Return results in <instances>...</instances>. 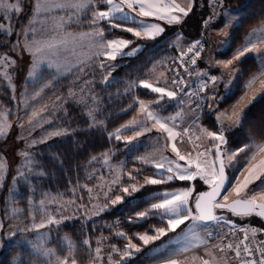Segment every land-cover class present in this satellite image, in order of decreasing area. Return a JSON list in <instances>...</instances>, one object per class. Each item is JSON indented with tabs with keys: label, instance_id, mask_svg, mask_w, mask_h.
Masks as SVG:
<instances>
[{
	"label": "rangeland",
	"instance_id": "1",
	"mask_svg": "<svg viewBox=\"0 0 264 264\" xmlns=\"http://www.w3.org/2000/svg\"><path fill=\"white\" fill-rule=\"evenodd\" d=\"M58 2H63V0H58ZM115 2L119 3L117 1ZM7 3L17 4L18 0H7ZM38 3L43 5L45 3V0H19V11L12 10L7 14H5L3 11H0V24L3 25V28H0V57H8V61L6 63H0V76L4 80L7 87L10 89V98L13 100L14 104V106L10 108L0 100V122H6V124L9 125V127L5 128V135L0 136V162L4 164V169L2 172H0V176H2V178H0V192L3 191L8 180L9 186L14 192L21 191L23 187H27L30 192L29 197L25 198L27 210L25 212H20V210L18 209H12L11 212L7 215L8 226L31 229L33 224H39L42 221L47 225V220L49 218L60 221L59 224L47 225L45 228L33 230L26 234L27 237L33 240H39L40 237H43V247L52 250V253H50L48 256L32 252L31 254L35 255L37 258L34 264H49V262H51V264H55L56 257L59 256L57 255L56 249L52 245H50L52 241L50 228L60 226L62 223L67 221L69 222L70 220L78 218L81 215H84V217L82 216L84 221H88V218L92 217V215L95 212H98V209L104 205L107 197H110L112 191L117 185H113L112 181L118 176V174H120L122 168L117 165H112L108 156H103L99 160L97 159L93 161L92 164H94L95 166L90 167V171L88 172L87 177L88 180L83 185L84 191L79 193L80 189L72 190V193H69L71 197L62 194L64 196L63 197L52 192L44 191L38 187L36 180L43 175V170L39 168L37 160L39 147L51 140H55L56 138L65 136L67 134V126L63 124L64 122L62 120L63 116H65L67 112V101L82 103L85 105V101L87 100L90 103V97L92 96L91 91L87 88V90L85 89V87L89 84L87 80L84 81L81 89H70L67 96H64L63 94L57 92V89V91L55 92L54 90L53 93H51L50 90L53 89V83L57 79L74 73H86L91 70L90 67L93 64H97L98 66H100V68L104 69L106 79L108 81H111L115 77V72L118 66L117 60L126 56L131 57L138 55L145 49L146 43L139 42L137 40L138 38L134 34V28H132L134 32H128L126 31V29L131 27H125L122 24H119L120 27H112L107 20H103L107 21V23L109 24L108 31L123 30L132 35L133 39L128 37H115L112 39H108L106 37L105 30L102 29L99 22L98 25H90L93 11L107 10V7L103 4L94 2L93 6L95 10L88 13L90 17L84 19L85 17H87L86 10L76 13L74 9L50 8L48 10H44L42 8L40 11H37L36 5ZM212 5L214 6L213 12L215 11V13L217 14H212L211 19L208 21L212 23L215 19V16H217L216 18L218 19L219 13V22L222 25L221 27H219L220 25H212V28H215V30L211 33V36L213 37L209 38L208 36V40L206 37V40L209 44V49L208 51H206V55L203 60V69L206 71L207 65L208 68H215L218 66V64L222 68L227 69L229 73H227V76L224 77L225 85L228 86L227 92L230 94V96H232L238 86L236 80V83L234 82L236 84H234L235 87L231 90L229 88V84L233 82L235 78V76H233V69L228 67L225 68L223 64L218 62L229 61L224 53H226L229 48L230 31L239 23L242 14L238 9L225 7L224 9L220 10V7L218 6L221 5ZM125 13L131 16L129 19L134 18V15L132 16V13L130 11H127L125 9ZM122 15L123 14L121 13H117L115 14V18L124 20L121 18ZM77 17L79 18L77 19ZM151 17L158 19L154 16ZM61 18H63L62 27L59 26L61 24ZM115 18L113 19L115 20ZM114 20H112V23L118 24ZM136 20H138V24L140 25V27L141 22H143L144 24H154L152 21L147 20L145 17H143V19L136 18ZM30 21H32L31 24L29 23ZM84 25H87L88 31L80 32L79 30H81V27ZM97 28L103 30V40L105 42L110 40L129 41L127 47L123 48V52L132 54L117 55V58L115 60L108 59L103 55H95V53L97 52L109 50L101 49L99 47L100 37H81L80 34L93 32ZM4 29H9V32L5 33ZM26 31L27 35H25ZM214 32L215 35L213 34ZM66 33H72L73 35H75V42H72V37H68L70 42L67 46V49L61 47L57 56H49L48 59L39 63V67L35 70V74L30 76L29 73L33 71V64L34 62H38L40 60L41 53L35 52L37 45H32L31 50H28L25 45L33 40L42 43L60 40L65 37ZM179 37L180 36H178V38ZM250 39H253L255 41L264 40V24L257 26L253 30V32L250 34ZM256 49L261 54V56H264V46L259 44ZM33 53H35V55H33ZM254 56L257 58L261 65V56H257L255 54ZM11 61H14V63H12ZM79 61H84V63L80 64ZM49 62H51L52 64L51 67L48 66ZM101 64H103L104 66L101 67ZM58 66L60 67L58 68ZM158 66H160V64ZM81 68H83V71L80 70ZM167 69L168 68L154 67L152 77L149 79L153 81L144 82L149 83L154 87L158 86L166 89L165 86L160 85L159 82L162 84H167L169 77V69ZM257 75L258 74H255V76ZM77 79L80 80L79 76L75 78V83H78ZM251 81L253 83V86L260 87V90H262L261 95L253 101L256 102L261 96L264 95V76H259V78L255 80H253L252 78ZM140 86H142V83H140ZM149 89L151 92H153L151 88ZM156 94L159 95L158 101L159 103H161L164 100L165 96L161 98V93ZM176 96L178 97V95ZM187 99L188 98H185V100ZM96 102H99L98 99H96ZM253 102L250 105L245 106H239L238 104H235L236 100L233 103L235 106V110L238 112H242L243 117L245 112L249 109ZM187 103L186 106L182 107V109L180 110L177 109V107L175 109L173 108V110L167 115L159 114L157 110H154L153 105L155 103L145 104L147 108L151 110L157 117L162 118L170 128H173L175 132L180 133V135L177 136L175 140H170L168 138L167 132L160 129L158 124H154V121L148 120L146 113L141 110V107L134 119L136 121V124L133 125V121L128 124L131 125L129 128L135 127L134 133L132 131V134H130L131 138L134 137L137 140H145V148L141 153L139 160L145 165L152 167H155L156 163H163L165 165L164 168L158 169L155 167V169L160 174H167L166 177H168L169 175H174L178 171L176 169V163L180 164L181 168L187 167L186 161L179 160L176 154L172 151L173 143L181 154L187 156L189 153H191L194 159L197 157L198 153L205 152V156L199 157V161L201 163L204 160L212 161L216 158L215 151L216 143L218 141H213L210 137L207 136L206 132L202 131L203 129L210 131L203 125V117L200 118V124L193 123L189 125L187 119L188 116L192 113V117L195 120L194 116L196 115V113L193 107H191V105ZM90 104L92 105L93 102ZM45 106H47L46 110L41 112L35 120L29 123V118L32 111H39ZM234 106L228 110L223 109L220 111V113H231ZM178 113L180 115H178ZM222 118L223 119L221 120L223 121V124L218 122L219 127L223 126L227 129L229 125H232V122L228 121L226 117ZM92 122L96 127L101 124L100 121L92 120ZM21 125L23 126L21 127ZM234 126L238 127L237 125H232V127ZM185 129L188 130L186 134ZM57 131L61 132L62 134L50 135L51 133ZM138 131L142 132V134L139 136H137ZM33 141H35V143H33ZM23 153H28L29 156L25 157ZM232 153H235V155L233 156L231 161H229L227 159V156ZM240 153L241 150L227 147L225 148V162L228 168H231L234 165L235 159ZM253 156H255L254 160L252 159ZM141 157L145 158L148 162L145 163L144 160L140 159ZM26 159H31L33 163L30 166L26 165ZM170 160L175 161V163L169 165L168 161ZM261 160H264V152H258L256 145L254 153H252L248 158L247 168L244 172L245 174L238 183L243 182L244 177L247 175V169L250 167V165H258ZM169 166L173 168V173H169L167 171V168ZM190 171H195L194 165L192 166ZM21 173H23V175H20ZM253 180H255L254 182L257 184V186H253V189L250 191H248V188L245 190L249 196L250 194H253L252 191L255 190V187H257V189L254 191L256 193L264 190V174H261L258 179ZM170 181H181L187 183L188 185L165 190L162 199L158 203L162 202L163 199L166 198V194H169L167 198H171L170 194L191 188L193 189V191L191 196L189 197L187 207L194 210L192 199L196 193L197 187L200 186L209 188V186L206 185L199 177L192 181H182L178 178H174ZM235 186L236 185H234L233 187H229L228 191L225 193V195H228L227 202L239 198L236 197L232 191ZM109 187H111V191H109ZM105 193H107V196H105ZM16 195L17 194L15 193L14 195H9V199H13ZM243 195L244 193H242V196ZM84 196H86V198H84ZM1 200L2 199L0 196V211ZM221 201H223V199H221ZM158 211H160L161 216L167 221L169 217L168 215L163 214L164 210ZM0 223L4 224L1 218V214ZM11 227L6 228L5 231H10ZM216 227V225H209L200 221L194 222L188 220L185 222V224H182L178 229H176L175 232L169 231L170 233H172V236L169 237L168 240L160 242L159 244L151 248H147L146 245L143 246L140 244H135L141 250L139 252L132 250L131 255L123 258L121 257V253L125 250L121 251L118 247V244L108 241V238L102 237L98 240L96 246V249H101L99 253V259H94L89 264H109V254H111L113 262L120 261V264H130L131 260L136 258H144L146 256L154 257L155 261L150 264H165L166 259L170 257L177 258V250L185 247H189V251L183 253L182 255H179L178 258L180 259L181 264H200L199 260L194 261L192 260V257H204L207 259V257L205 256V249H201L200 246L197 248L190 247V229H193L198 235L203 236L205 237V239H207L208 236L206 235V233H212V231L216 229ZM7 243L8 246L12 245L11 242ZM192 243H196V241H192ZM20 246L25 247L31 252L30 246L24 244L23 241H21ZM6 247H0V252ZM114 247L118 251H113ZM96 249L94 250V257H96L97 255ZM69 264H71V261H69ZM219 264L225 263H223L222 259H220Z\"/></svg>",
	"mask_w": 264,
	"mask_h": 264
},
{
	"label": "trees",
	"instance_id": "2",
	"mask_svg": "<svg viewBox=\"0 0 264 264\" xmlns=\"http://www.w3.org/2000/svg\"><path fill=\"white\" fill-rule=\"evenodd\" d=\"M212 4V0H196L193 12L181 25L167 27L164 36L149 42L137 39L139 42L146 43L145 49L138 55L119 58L115 77L111 81L106 79L104 69L93 64L90 67L91 70L86 73L66 75L53 83L51 93L58 90L57 92L67 96L70 89H81L82 84L87 80L89 84L85 89H89L94 98L90 97L92 105L88 100L85 101V105L72 101L66 102L67 112L62 120L67 126V134L40 146L37 153L38 166L43 170V175L36 180L38 187L47 192L71 197L69 193L72 190L80 189L79 193L84 191L83 185L88 180L90 167L95 166L92 164L93 161L108 156L112 165L122 168L118 174L119 184L115 186L110 195L111 199H115L117 195L123 196L122 202L111 205L109 201L106 210L95 212L92 217L88 218V221H84L82 218L84 215H81L60 226L50 228L52 235L50 245L56 249L61 259L68 256L71 251L72 257L69 261L75 259L77 264H89L94 260V250L98 240L102 237L115 242L123 251L126 250L129 241L132 244L145 246L139 240V235L145 233L154 235L155 228L166 226L167 221L161 216L160 211L151 209V204L158 203L165 190L188 184L167 180V174H160L155 167L142 163L139 157L144 151L145 140L133 139L131 143H127L125 138H131L130 134L132 131L134 133L135 127L125 126L137 116L140 109L139 101H144L145 104L155 103L154 110L162 115H167L173 110V106L168 104L166 99L157 104L159 95L151 92L149 88L140 86V83L151 78L155 63L168 69L173 64L180 51L171 47V43L179 32L185 33L189 44L196 39L204 40L207 49L209 36L207 26L221 24L220 18H213L214 21L208 22L207 26L204 24V21H208L213 14ZM218 7L220 10L225 7L238 9L242 14L239 23L230 31L229 51L238 48L251 30L264 22V0H223V5ZM93 10H95L94 6L87 9V17L84 19L90 17L88 13ZM114 21L121 23L119 20ZM100 24L107 38L128 37L133 39L132 35L123 30L108 31L107 21ZM86 28H88L87 25L81 27V29ZM238 66L241 71L240 79L248 78L259 70L258 62L253 57L243 59ZM78 76L80 80L77 79L78 83H75L74 80ZM239 91L240 89L227 99L229 104L238 96ZM10 97L11 91L0 76V100L7 107L12 108L14 104ZM96 99L99 102H96ZM225 106H228V103ZM90 110H92V116L89 115ZM93 116L95 119H92ZM92 120L100 121L101 124L96 127ZM202 123L212 132L218 133L219 123L216 116L209 111V107L203 115ZM117 135L121 139H117ZM224 135L228 140L227 148L243 149L237 155L234 166L230 170L231 183H233L236 175L245 167L248 158L254 153L255 146L264 143V95L249 107L240 125L225 132ZM145 178L162 179L164 182L148 184ZM8 181L3 191L0 192L1 216L6 228H8L7 215L12 209H18L20 212L27 210L25 198H28L30 193L27 187L14 192ZM133 186L137 191H132ZM123 187L129 188V192L123 193L121 191ZM203 190V187L198 186L196 193ZM14 193L17 195L9 199V195H14ZM145 211L149 212L146 217L141 218L137 215ZM225 212L237 223L251 222L264 228V222L255 215L242 218L225 210L218 211L219 214ZM121 233L123 235H120ZM171 236L172 233L168 232L167 235L150 242L146 247L151 248L168 240ZM85 240L89 241L88 245L83 243ZM29 252L23 246H8L0 252V264H13L14 260L16 264H20L21 258L25 264H34L37 258L33 254L29 255ZM153 261H155L154 257L146 256L133 259L130 264H150Z\"/></svg>",
	"mask_w": 264,
	"mask_h": 264
},
{
	"label": "snow or ice",
	"instance_id": "3",
	"mask_svg": "<svg viewBox=\"0 0 264 264\" xmlns=\"http://www.w3.org/2000/svg\"><path fill=\"white\" fill-rule=\"evenodd\" d=\"M95 3L103 4L107 7L106 11H93L92 12V19L90 21V25H98L99 21L107 20L112 27H120L119 24L112 23L113 18H115V14L121 13L122 19H127V14L125 13V6L127 9L136 11L138 10V15L145 16V17H151L154 16L161 20H166L169 23H179L181 17L179 15H176L174 13L182 14L183 16H187L192 8V2L189 0V6L188 8L181 7L180 4H177L175 0H119V3H116L115 0H63V2H58V0H45V3L42 5L38 3L36 5L37 11H40L42 8L44 10H48L50 8H61V9H74L76 13L85 11L92 7ZM213 4L223 5V0H212ZM19 11V0L17 4H9L7 3V0H0V11H3L5 14H7L9 11ZM215 11L213 12V15H216ZM79 17H77L78 19ZM211 17H209V20ZM209 21H204L205 26H207ZM30 24L32 21L29 22ZM60 27L63 26V18H61V24ZM0 28H3V25L0 24ZM31 30V29H29ZM5 33L9 32V29H4ZM126 31L128 32H134L132 28H127ZM163 32V29L156 24H144L141 22V31H135L134 34L137 37H141L143 34L145 37L154 39L159 33ZM25 35H27V31L25 32ZM81 37L88 36H97L100 37L99 40V47L101 49H107L109 51H100L95 53V55H103L106 56L108 59L115 60L117 58V55H129L132 53H124L123 48L127 47L129 41L126 40H110V41H104L103 40V30L102 29H95L93 32L90 33H82L80 34ZM68 37H72V42L74 43L76 40V36L72 33H66L65 37L60 40H54L51 42H39L36 40H33L25 45V47L28 50H31L32 45H37L35 52L41 53L40 60L38 62H34L33 64V71L29 73L30 76L35 74V70L39 67V63L43 62L44 60L48 59L49 56H57L59 54V50L61 47L64 49H67V46L69 44ZM194 49H198L195 53V55L198 57L200 55V50H202V44L200 40H197L195 43L189 46L188 52H192ZM246 53H254L257 56H261V54L257 51L255 44H252L251 46H248L247 44L242 46V48L237 50V54L234 56L235 60H239L241 57L245 56ZM35 55V53H33ZM183 55V54H182ZM262 64H261V71L260 73L253 77V80L258 79L259 76H264V56H261ZM8 61V57H0V63H6ZM14 63V61H11ZM196 60L195 57L191 60L192 64H195ZM80 64H83L84 61H79ZM218 63L223 64L225 68L228 67V65L232 64V61H219ZM49 67L52 66L51 62H49ZM104 65L101 64V67ZM60 66H58L59 68ZM83 71V68L80 69ZM7 75V74H5ZM210 79L215 82L217 80V77L213 76L210 77ZM142 86L144 88H151L153 92L161 93V98L166 95L170 98H175L177 93L175 91H169L164 88L158 87V86H152L149 83L141 82ZM174 84L179 85L180 83H183V81H177L173 80ZM204 85L201 87L203 88ZM250 86V85H249ZM141 110L146 113L147 119L154 121V124H158L160 129L167 132L168 138L170 140H175L177 136L180 135V133H177L173 130V128H170L166 122L162 118L157 117L151 110L147 108L144 101H139ZM157 104L159 101L156 102ZM47 106L44 108H41L39 111L34 110L31 113V116L29 118V123H31L33 120H35L41 112L45 111ZM89 115L92 116V112H89ZM178 115H180L178 113ZM221 117H226L228 121L232 122V125H239L242 120V112H238L235 110V106L231 113H220L216 120L223 124V121L221 120ZM95 119V117H92ZM132 124H136V121L133 120ZM232 125H229V127L226 129L223 126L219 128L218 133L217 132H210L206 129H203L202 131L207 133V136L210 137L213 141H218L219 143L216 144V151H215V160L209 161L204 160L202 163L199 161V157L205 156V152H200L197 154V157L194 159L189 153L187 156L180 153V151L176 148L175 144H172V151L176 154L179 160L186 161L187 167L181 168V165L176 163V169L178 170L174 175H169L167 177V180H172L174 178H178L179 180H186V181H192L195 180L197 177H199L203 182L209 186L210 190L206 192L199 193L195 198V208L194 210L192 208L187 207L189 197L192 194L193 189L189 188L187 190H182L177 193L170 194L171 198H167L169 194H166V198L163 199L160 203H154L151 204L152 210H164L163 214L168 215L167 224L165 227H158L154 229V235H148L147 233L139 235V240L143 242L144 245H148L150 242L159 240L162 236L167 235L169 231L175 232L176 229H178L182 224H185L186 221H200V222H210V221H219L222 219V217H218L215 215L214 210L215 209H228L229 211L233 212L236 215L239 216H246L253 212H257V214L261 217H264V190H261L259 193L253 192L252 195H248L246 193V189L248 188L249 184L252 182L253 179H258L261 174H264V160H261L259 164H251L250 167L247 169V175L244 177V180L242 183L236 184V186L232 189L233 193L236 197H239L238 199L232 201L231 203H228V195H224L222 197L223 203L217 201V197L221 196V192L226 191L225 189V160L222 158V153L220 151V144H226L227 140L225 138L224 132L230 131ZM23 125H21L22 127ZM131 125H126L125 127H130ZM9 127V125L6 124V122H0V136L5 135V128ZM119 132V130H117ZM187 129H185V134L187 133ZM62 133L57 131L53 132L50 135H61ZM142 132L138 131L137 136L141 135ZM117 139H121L119 135L116 136ZM127 143H131L133 138H125ZM198 139V137H197ZM35 143V141H33ZM243 151V149H241ZM257 151L258 152H264V144L257 145ZM25 157H28V153H23ZM235 153L229 154L227 156V159L231 161ZM95 159V158H94ZM140 159L144 160L145 163L148 161L141 157ZM252 159H255V156L252 157ZM26 165H31L33 161L31 159H26L25 161ZM175 163V161H168V164L171 165ZM217 163L219 164V167H217ZM195 166V171H190L192 166ZM155 167L158 169H162L165 167L163 163H156ZM4 169V164L0 162V172H2ZM167 171L169 173H173V168L169 166L167 168ZM20 175H23L21 173ZM131 176V174L129 173ZM2 178V176H0ZM146 183L148 184H160L164 181L162 179H153V178H145ZM113 185L119 184V176H117L113 181ZM91 191V190H89ZM109 191H111V187H109ZM121 191L123 193H128L129 188L123 187L121 188ZM132 191L135 192L137 189L135 186L132 187ZM242 193L244 195L242 196ZM105 196H107V193H105ZM257 197H259V202ZM123 196L117 195L115 199H111V197H107V200L103 207L99 208L98 211H104L109 206L108 202L110 201L111 205H115L117 203L122 202ZM95 207V206H94ZM183 213V214H182ZM149 214L148 211L140 212L137 215L141 218L146 217ZM59 220H54L52 218H49L47 220V225L51 224H59ZM45 222H41L39 224H33L32 228H15L11 226L10 231H5L6 226L3 223H0V247H6L8 246L7 242H11L13 246H20L21 241H23L24 244H27L31 248V252L28 254L31 255L32 252H35L37 254H42L45 256H48L50 253H52L51 249H46L43 247L44 238L40 237L39 240H33L29 237H27V233L33 231V230H39L42 228H45L47 226ZM245 236L244 239H248V229H245ZM252 235L255 236L256 229H251ZM191 237L189 238V245L191 248H197L201 245H207V239L205 237L198 235L193 229H190ZM25 234V235H21ZM120 235H123L122 233ZM208 237H211L213 234L211 232L206 233ZM19 237V238H18ZM192 241H196V243H192ZM85 245L89 244V241L85 240L83 242ZM264 243V242H262ZM241 244H243V241L240 244L233 245L231 243L221 246V244H215L212 246V248L205 247V256L210 257V259H206L204 257H192V260H199L200 264H219L220 259H224L223 257L217 258L213 252V249H216L220 252H224L225 249L232 250L235 252V259H237L240 264H264V248H257L256 251L260 252V258L259 259H248L245 260L242 258V252L248 255H253V249L249 248L247 244H243V247H241ZM132 250L139 252L141 249L135 245L132 244L131 241L126 245V250L121 253V257H127L132 254ZM101 249H96V257L94 259H99V253ZM113 251H118L113 248ZM189 251V247L178 249L176 252L177 258H168L165 261V264H181L180 259L178 258L179 255H182L183 253H186ZM72 257L71 251H69V255L66 256L64 259H61L60 257H56L55 264H69V259ZM187 259V257H186ZM13 264H16V261H13ZM20 264H25V261L23 258L20 259ZM51 264V262H49ZM71 264H76L75 259H71ZM109 264H120V261H112L111 254H109ZM225 264H227V260H225Z\"/></svg>",
	"mask_w": 264,
	"mask_h": 264
},
{
	"label": "crops",
	"instance_id": "4",
	"mask_svg": "<svg viewBox=\"0 0 264 264\" xmlns=\"http://www.w3.org/2000/svg\"><path fill=\"white\" fill-rule=\"evenodd\" d=\"M60 1H62V0H60ZM115 1H117V2H119V0H115ZM175 2L177 3V4H180L181 5V7H184V8H188V6H189V0H175ZM191 2H192V8H191V11L189 12V14L185 17V16H183L182 14H179V13H174V14H176V15H179L180 17H181V19H180V22L179 23H175V22H173V23H169V22H166V20H161V19H155V18H152V17H145V16H140V15H138V10H136V11H133V10H130V9H127V7L125 6V9L127 10V11H130L131 13H132V16L134 17V18H132V19H129L131 16H129V14H127V19H124V20H120V19H118V18H115V20H119V21H121V23H118V24H122L123 26H125V27H131V28H134L135 29V31H141V27H140V25L138 24V20H136V18H140V19H143V17H145L147 20H149V21H152L154 24H156V25H159L162 29H163V32H161V33H159L154 39H156V38H159V37H161V36H164L165 35V30H166V28L167 27H169V26H179V25H181L183 22H184V20L193 12V10H194V8H195V4H196V0H191ZM217 16H215V18H216ZM218 18H220V14L218 13ZM114 20V19H113ZM103 21H99V23H102ZM106 22V21H105ZM123 22H125V23H123ZM262 24H264V22L262 23ZM262 24H260V25H262ZM259 25V26H260ZM219 27H221V24H220V26ZM256 28V27H255ZM254 28V29H255ZM80 29V28H79ZM88 28H86V29H81V30H79L80 32L81 31H88L87 30ZM207 29H208V31H209V33H208V35H209V38H212L213 36H211V33L215 30V28H212V26H207ZM253 29V30H254ZM253 30H251V32L246 36V38H245V40H244V42L238 47V48H236L234 51H229V49H230V41H229V48H228V50L226 51V53H224V55L227 57V59H229V60H231L232 61V64H230V65H228V68H232L233 69V76H235V78H234V80H233V82H231L230 84H229V88H230V90L231 89H233L234 87H235V81L237 80V89L235 90V91H237L238 89H240V91H239V93H238V96L234 99V101H232V102H230V104H229V102L227 101V99L228 98H230L231 96H230V94L227 92V88H228V86L227 85H225V79H224V77L225 76H227V73H229L228 71H227V69H224V68H222L219 64H218V66L217 67H215V68H208V65H207V70L205 71L203 68H204V66H203V60H204V57H205V55H206V52H205V54L202 56V58L199 60V71H200V74H201V76H202V78H203V81H204V83L207 85V90H208V93H209V95H210V103H209V111L211 112V113H213L216 117L220 114V111L221 110H223V109H230V108H232L233 106H234V103L233 102H235V100H236V103L235 104H238L239 106H245V105H250L257 97H259L260 95H261V91L262 90H260V87H255V86H253V83H252V78H253V76H255V74H259L260 73V71H261V65H260V63H259V61L257 60V58L254 56V54L253 53H246V55L245 56H243V57H241L239 60H235L234 59V56L237 54V50L238 49H240V48H242V46H244V45H248V46H251L252 44H255V46H256V48L259 46V44H261L262 46H264V40L263 41H261V40H259V41H255V40H253V39H250V34L253 32ZM214 35H215V32L213 33ZM178 36H180L179 38H178ZM138 39H140V40H143V41H145V42H149V41H151V40H154V39H150V38H147V37H145L143 34L141 35V37H137ZM108 39H110V38H108ZM187 40V36L185 35V33L184 32H179V34H177L176 36H175V38H173V41H172V43H171V47H173V48H175L177 51H180L181 52V50L183 51L188 45H189V42L188 41H186ZM208 49H209V44H208V41H207V49H206V51H208ZM247 57H253V58H255L256 59V61L258 62V65H259V70L256 72V73H254V74H252L250 77H248V78H245V79H240V75H241V71H240V68H239V66H238V63L240 62V61H242L243 59H245V58H247ZM154 67L156 68V67H162L161 65L160 66H158V65H156V63H155V65H154ZM154 67H153V69H154ZM162 68H164V67H162ZM168 70V69H167ZM153 71V70H152ZM227 71V72H226ZM210 75H215L216 77H217V80L215 81V82H213V81H210V79H209V76ZM152 77V76H151ZM170 80H171V78H170V76L168 77V81H167V84H162V83H160L159 82V84L160 85H164L165 86V88L167 89V90H169V91H174V88H173V85H172V83L170 82ZM147 81H153V80H147ZM144 82V81H143ZM235 82V83H234ZM235 84V85H234ZM250 85V86H249ZM264 90V89H263ZM235 93V92H234ZM233 93V94H234ZM264 93V92H263ZM232 94V95H233ZM165 96V98L164 99H166L167 100V103L168 104H170V105H172V106H174L173 108L175 109L176 107H177V109H182V107H184V106H186V103L188 102L190 105H191V103H190V101H189V98L187 99V100H185V99H182V100H180L177 96L175 97V98H170V97H168V96H166V95H164ZM239 102V103H238ZM187 103V104H188ZM228 103V106H225L226 104ZM233 103V104H232ZM254 103V102H253ZM191 107H192V105H191ZM195 111V110H194ZM195 113H196V115L194 116L195 117V120L197 119V117H198V113L195 111ZM192 113L188 116V123H189V125L190 124H193V123H195V120L193 119V117H192ZM221 119H223L222 117H221ZM236 126H234V127H231V129H233V128H235ZM208 129V128H207ZM211 131V130H210ZM225 132H228V131H225ZM199 133H200V131H199ZM217 134H219V133H217ZM217 143H219V142H217ZM216 143V144H217ZM225 155V154H224ZM225 160H226V158H225ZM234 166V165H233ZM232 166V167H233ZM232 167L231 168H228L227 167V169H228V172H229V174H230V170L232 169ZM246 168H247V164L245 165V167L244 168H242L240 171H239V173L236 175V177H235V179H234V181H233V183H231V185H230V187L232 186H234V185H236L238 182H240V180L243 178V175L245 174L244 172H245V170H246ZM255 180H252V182L249 184V186H248V191H250V190H252L253 189V186H257V184L254 182ZM255 185H254V184ZM204 188V190H206L207 188H205V187H203ZM257 189V187H255V190ZM255 190H253L252 192H254ZM251 192V193H252ZM195 195H196V193H195ZM195 195L193 196V199H192V201H194V198H195ZM251 195V194H250ZM258 199V202H259V198H257ZM2 208V207H1ZM221 211V210H220ZM0 214H1V211H0ZM217 216L218 217H222V219L221 220H219V221H214L213 223H211L212 225H216L217 227H216V229H214L213 231H212V233L213 232H220V233H224V232H226V231H228L231 227H232V225L234 224V223H236L237 221L236 220H234V219H232L228 214H226V213H222V214H219L218 213V211H217ZM1 218H2V216H1ZM210 225V224H209ZM209 240V237H207V245L205 246V245H201L200 246V248L201 249H205V247H208V248H212V246L213 245H215V244H221V246H223L224 244L223 243H221V242H214V243H211V242H209L208 241ZM213 252L216 254L215 256L217 257V258H220V257H223L224 259H222V261H223V263H225V260H227V264H239L238 263V260L237 259H235V252L234 251H232V250H228V249H225V251L224 252H220V251H218V250H216V249H213ZM207 259H210V257H207Z\"/></svg>",
	"mask_w": 264,
	"mask_h": 264
},
{
	"label": "built area",
	"instance_id": "5",
	"mask_svg": "<svg viewBox=\"0 0 264 264\" xmlns=\"http://www.w3.org/2000/svg\"><path fill=\"white\" fill-rule=\"evenodd\" d=\"M197 40L201 41L202 50H200V55L197 57L195 55L198 49H194L192 52H188L190 45L195 43ZM206 50V43L202 39H196L191 42L182 52L178 53L173 64L169 68V76L171 78L172 85L177 93L179 99L189 98L192 107L198 113V117L195 120L197 124H200V118L207 112L210 95L207 90V85L204 83L203 78L199 71V60L202 58ZM183 54V55H182ZM195 57V64L191 63V60ZM215 75H210L213 77ZM216 77V76H215ZM173 80L183 81L179 85L174 84ZM210 81H212L210 79ZM202 85L203 88L201 87ZM245 229H248V239L245 240ZM251 229H256L255 236L252 235ZM213 235L209 237V242H221L224 245L231 243L233 247L240 244H247L249 248L253 249V255H248L242 252V258L248 259H259L260 252L256 251L257 248H264V228L261 225L253 224L251 222H239L234 223L232 227L224 232H213ZM241 244V247H243ZM240 264V262L238 261Z\"/></svg>",
	"mask_w": 264,
	"mask_h": 264
},
{
	"label": "water",
	"instance_id": "6",
	"mask_svg": "<svg viewBox=\"0 0 264 264\" xmlns=\"http://www.w3.org/2000/svg\"><path fill=\"white\" fill-rule=\"evenodd\" d=\"M226 138V137H225ZM226 140H227V138H226ZM227 144H228V140H227V143L226 144H220V151H221V153H222V158L225 160V148H226V146H227ZM217 167H219V164L217 163ZM225 176H226V181H225V189H226V191H223L222 190V192H221V196L220 197H217V201L218 202H221V203H223V201H221V199H222V197L225 195V193L228 191V189H229V187H230V185H231V178H230V174H229V172H228V169H227V166H226V162H225ZM210 190V188H207L206 190H203V191H200V192H198V193H196V195H195V198H196V196L199 194V193H201V192H206V191H209ZM195 198H194V201H193V207L195 208ZM234 201V200H233ZM232 201H230V202H228V203H231ZM219 210H225V211H228V212H230L231 214H233V215H235V216H237V217H247V216H252V215H255V216H257V217H259L263 222H264V217H261V216H259L258 214H257V212L259 211V210H257V212H253V213H251V214H249V215H246V216H239V215H236V214H234L233 212H231V211H229L228 209H215L214 210V212H215V215H217V211H219ZM214 221H210V222H203V223H206V224H211V223H213Z\"/></svg>",
	"mask_w": 264,
	"mask_h": 264
}]
</instances>
